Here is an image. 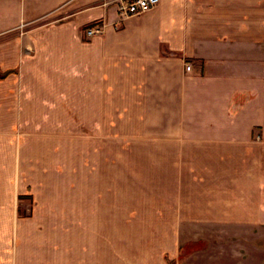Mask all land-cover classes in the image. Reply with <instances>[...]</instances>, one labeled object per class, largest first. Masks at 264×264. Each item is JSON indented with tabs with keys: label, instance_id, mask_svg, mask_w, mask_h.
Instances as JSON below:
<instances>
[{
	"label": "crops",
	"instance_id": "obj_1",
	"mask_svg": "<svg viewBox=\"0 0 264 264\" xmlns=\"http://www.w3.org/2000/svg\"><path fill=\"white\" fill-rule=\"evenodd\" d=\"M117 5L0 0V264L153 261L156 226L139 240L108 202L117 169L174 192L159 254L214 238L264 255V0Z\"/></svg>",
	"mask_w": 264,
	"mask_h": 264
},
{
	"label": "rangeland",
	"instance_id": "obj_2",
	"mask_svg": "<svg viewBox=\"0 0 264 264\" xmlns=\"http://www.w3.org/2000/svg\"><path fill=\"white\" fill-rule=\"evenodd\" d=\"M10 72V71H9ZM11 73H13L11 71ZM10 73L2 72L0 70V79L4 78ZM74 137L81 141L82 134L75 133ZM117 169L118 180L115 182L118 189H122V192H118L117 197H113L114 192H110L108 196V202L110 200H116L123 205V217L124 221L138 223L139 240L145 236L146 230L142 228V225L156 226L153 231L155 232L154 241L156 242V251L153 261L140 260L135 262L137 264H264V255H248L244 248H247L242 243L236 240L233 241H215L214 238L210 240L190 241L184 245H180L176 256L172 257L168 254H159V250L163 248V236L162 225L163 215L162 201L164 194L173 197L174 192H144L147 184L142 179L130 180L126 179L129 171L126 173L123 170ZM139 171L143 176H146L145 167L139 168ZM113 173V170L110 171ZM114 187V181H108V188ZM134 190V191H133ZM24 201H21V214L28 215L32 205L34 204L33 197L27 193ZM114 203V202H113ZM174 214H168L167 220L171 221L173 225ZM166 221V220H165ZM173 230L170 229V233ZM174 237H172L173 239ZM125 247V245H124ZM252 257H255L252 259ZM133 263V262H132Z\"/></svg>",
	"mask_w": 264,
	"mask_h": 264
},
{
	"label": "built area",
	"instance_id": "obj_3",
	"mask_svg": "<svg viewBox=\"0 0 264 264\" xmlns=\"http://www.w3.org/2000/svg\"><path fill=\"white\" fill-rule=\"evenodd\" d=\"M117 11L120 19H125L133 16L144 14L153 8H155L159 0H117ZM102 25L96 21L90 26L85 28L84 35L91 37L93 35L101 33ZM186 70H190L189 65L186 66Z\"/></svg>",
	"mask_w": 264,
	"mask_h": 264
},
{
	"label": "trees",
	"instance_id": "obj_4",
	"mask_svg": "<svg viewBox=\"0 0 264 264\" xmlns=\"http://www.w3.org/2000/svg\"><path fill=\"white\" fill-rule=\"evenodd\" d=\"M8 73H11V71H10V72H8Z\"/></svg>",
	"mask_w": 264,
	"mask_h": 264
}]
</instances>
